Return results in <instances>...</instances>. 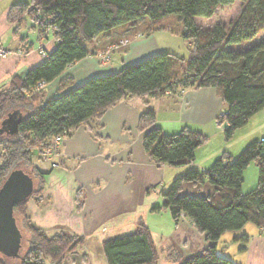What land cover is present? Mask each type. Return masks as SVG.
Masks as SVG:
<instances>
[{
	"label": "trees",
	"instance_id": "1",
	"mask_svg": "<svg viewBox=\"0 0 264 264\" xmlns=\"http://www.w3.org/2000/svg\"><path fill=\"white\" fill-rule=\"evenodd\" d=\"M237 1L242 3L241 12L228 27L217 24L205 30L196 23V18L210 19L220 7ZM37 11L40 16L34 22L40 39L48 32L57 47L43 64L24 76H13L0 90V189L15 170H23L34 181L33 192L14 208V216L20 217L29 233L27 250L22 253L21 247L15 257L18 264H63L66 255L83 248L86 240L65 231L48 236L32 222L28 203L42 199L45 175L35 157L46 160L43 152L55 139L71 137L82 126L96 132L98 121L121 101L161 99L188 88L218 91L227 112L216 120L226 126L224 137L231 141L264 109V40L244 51L232 49L264 31V0H32L12 5L8 20L18 26ZM173 17L180 24L169 27L164 20ZM145 19L153 21L154 30L170 31L186 41L189 56H150L118 72L90 78L49 100L43 97L44 89L37 90L38 84L52 83L69 66L89 57L98 35ZM4 121L7 130L1 133ZM156 121V113L148 109L138 122L144 151L155 164H190L195 151L209 141L206 134L188 128L167 134L155 126ZM254 162L259 168L258 184L244 193V172ZM187 183L210 184L215 191L209 196L182 195ZM164 198L161 208L168 209L176 222L183 214L209 242L217 243L225 233L239 231L248 223L264 234V138L249 143L237 158L224 151L208 171L191 170L176 178ZM240 241L244 251L248 237ZM102 250L107 264H158L160 258L152 232L144 224L128 235L106 240ZM169 257L179 258L174 250ZM0 264L9 262L0 257ZM182 264L237 263L210 245Z\"/></svg>",
	"mask_w": 264,
	"mask_h": 264
},
{
	"label": "crops",
	"instance_id": "2",
	"mask_svg": "<svg viewBox=\"0 0 264 264\" xmlns=\"http://www.w3.org/2000/svg\"><path fill=\"white\" fill-rule=\"evenodd\" d=\"M31 1L0 0V47L13 52L0 56V90L6 88L13 76H24L43 64L46 57L41 51L49 55L57 47L56 39L49 34L40 39L31 16L26 15L18 26L9 22L12 5ZM139 22L154 24L145 19L133 27ZM128 27L98 35L91 44V55L69 66L60 77L47 84L43 97L46 100L59 97L90 78L118 72L129 64L166 52L167 47L160 42L162 34L158 31L161 30L151 29L146 33L144 29L139 32ZM29 28L30 35L26 33ZM122 40L129 43L120 45L105 62L103 55L109 44ZM24 48L29 51L22 54ZM148 109L156 113L155 126L167 134H177L188 128L206 134L209 139L223 135L216 119L227 112V106L218 91L215 88H188L161 99L121 101L98 121L96 132L82 126L71 137L62 139L60 155L42 161L44 167L40 170L45 173L42 199L31 200L28 213L32 222L48 236L65 231L86 240L83 248L66 255L63 264H107L105 256L91 255L92 245L102 246L106 240L128 235L139 224L146 225L152 232L159 256L155 236L165 260L174 264H182L210 245H216L221 256L237 264H264V234L255 225L247 224L239 231L227 232L229 237L224 236L225 233L217 243H212L186 217L176 222L168 209L161 208L165 203L164 194L176 178L191 170L208 171L224 151L234 155L225 144L217 151L209 152L203 145L195 151V160L190 164L179 167L155 164L144 151V133L138 129L139 118ZM210 125L215 133L210 131L208 135ZM249 137H246L243 149L258 140L253 135ZM243 149H239V153ZM214 191L210 184L187 183L182 194L209 196ZM155 207L161 209L153 211ZM243 236L248 237V243L241 251L240 238ZM228 246H233L232 257L226 256ZM170 250L176 252L178 260L170 259Z\"/></svg>",
	"mask_w": 264,
	"mask_h": 264
},
{
	"label": "rangeland",
	"instance_id": "3",
	"mask_svg": "<svg viewBox=\"0 0 264 264\" xmlns=\"http://www.w3.org/2000/svg\"><path fill=\"white\" fill-rule=\"evenodd\" d=\"M241 7H242V3L237 1V2H235L233 4H231V5L220 7L217 10V12L215 13V15L212 18H210V19L196 18L195 20H196V23L200 27L205 29V30H208V29H210L211 27H213L214 25H217V24L228 27L239 16V14L241 12ZM173 18H175V19H173ZM173 18H171L170 21L167 20V19L164 20V21L167 22L169 27H171L172 24H175V26L177 24H180V22H177L178 19L176 17H173ZM31 21H32V19L30 20V22ZM126 27H128V26L127 25H122V26L117 27V29L118 28H126ZM129 27L131 29L132 28L133 29L136 28V29L139 30V32L142 29H144L146 31V33H149V31L151 29H152V31L154 30L153 26H150V24H146L145 22L144 23L143 22H139L138 26H135V27L129 26ZM174 28H176V27H174ZM158 32H160L162 34L161 38H160V40H161L160 42L163 45H165V47L168 48V49L167 48L165 49L166 50L165 53H167V52L176 53V54H179V55L184 56L186 58L189 56V46H188V43L186 41H184L182 38H179L177 35L171 33L170 31L161 30V31H158ZM26 33H28V34L30 33V28L27 29ZM144 33L140 34V35H144ZM263 40H264V31L261 32L259 34V36L256 39H254L253 41L244 43V44L239 45V46H235L232 49L235 50V51H244V50H246L248 48L253 47L254 45L259 44ZM126 41H128V40H126ZM158 41H159V39H158ZM122 42H125V41L122 40L120 43L114 42V43L109 44V47L106 50L107 53L104 54L103 57L105 58V56H107V55L111 56V53H113V51H115L117 48H119V46L122 44ZM180 42H182L181 46L179 45ZM128 43H129V41H128ZM22 50H23V52L29 51L28 48H24ZM41 53H42V51H41ZM214 126L217 127L216 122H215ZM210 128H211V125L208 126V128H207L208 135L211 134L210 131H212V133H215V130H211ZM244 128H248L247 129L248 131H240V130H242V128L239 129L237 134L235 135V137L231 141L227 142L225 140V137H224V126H220V130L219 131L221 132L222 129H223V131H222L223 135L212 136L209 139V141L204 145L203 148H206L205 149V150H207L206 152L217 151L220 147L223 146V144H225V145H228L229 151H231L233 153L234 158H237L238 157V153L240 151L239 149H243L242 147H243V145H245L244 143L246 141V137H249L250 135H253L255 137H258L257 138L258 140L260 139L261 136L264 137V109L260 113L255 115L250 120L249 125H246V127H244ZM244 132H247V133L244 134ZM240 134H242V137H239ZM252 139H256V138H252ZM247 146H248V144H247ZM231 148H233V149H231ZM34 161H35L37 167H39V169L40 168L42 169L44 167V164H42L43 163L42 160L38 159V156L35 157ZM258 175H259V168L257 166V163L254 162L244 172V183H243V187H242V190H243L244 193H248V192L254 190L257 187ZM37 182H38V180L35 179V184L36 185H37ZM15 218H16V221H17L18 229L20 230L21 236H22L20 249L22 247L21 252L23 253V252H25V250H27L28 245H29L28 244L29 233L26 231V229L24 228L23 224L21 223L20 217L16 216ZM248 224L250 226L254 225L252 223H248ZM224 236L229 237V233H226V235H224ZM155 238H156V242H157V245H158L159 251H160V259H159V263L158 264H174L172 262H168V261L165 260V257H164L165 255L160 250L161 244L158 241V238L156 236H155ZM226 249H229V252H226V256L232 257L233 246H228ZM90 253H91V255H95V257L100 255V256H102L104 258V253H103V250H102V246H98L97 244H93L92 245ZM0 257L7 259L9 264H18L17 260L14 257L5 256V254H3L1 252H0ZM47 264H49V263L47 262Z\"/></svg>",
	"mask_w": 264,
	"mask_h": 264
},
{
	"label": "water",
	"instance_id": "4",
	"mask_svg": "<svg viewBox=\"0 0 264 264\" xmlns=\"http://www.w3.org/2000/svg\"><path fill=\"white\" fill-rule=\"evenodd\" d=\"M2 123L1 133L7 130ZM34 190L33 179L23 170L11 172L0 189V252L9 257H18L21 232L14 216L15 206L26 199Z\"/></svg>",
	"mask_w": 264,
	"mask_h": 264
},
{
	"label": "built area",
	"instance_id": "5",
	"mask_svg": "<svg viewBox=\"0 0 264 264\" xmlns=\"http://www.w3.org/2000/svg\"><path fill=\"white\" fill-rule=\"evenodd\" d=\"M40 16V13L39 11H37L36 14L33 15L32 19L33 21L37 20ZM48 35V32L43 36V38H45L46 36ZM128 44V41H125V42H122V46L123 45H127ZM27 51L23 52V50H21V53L24 54L26 53ZM10 54H13L12 51H9V50H5L3 48L0 47V56H7V55H10ZM43 56L44 57H48V54L47 53H43ZM110 59V56L107 55L105 56L104 58V61H109ZM46 87V84L44 82L40 83L37 85V90H43L44 88ZM60 142L61 140L59 138L55 139L54 141V144L53 146L45 149V151L43 152V156L45 157L46 160L50 159L51 157H55V156H59L60 155V151H59V147H60ZM182 217L184 216L183 214L181 215Z\"/></svg>",
	"mask_w": 264,
	"mask_h": 264
}]
</instances>
